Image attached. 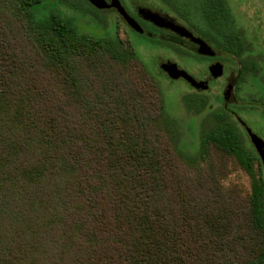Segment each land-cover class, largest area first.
<instances>
[{"label": "trees", "instance_id": "obj_1", "mask_svg": "<svg viewBox=\"0 0 264 264\" xmlns=\"http://www.w3.org/2000/svg\"><path fill=\"white\" fill-rule=\"evenodd\" d=\"M62 6L106 25L87 0H0V264H264V167L236 123L203 120L186 156L132 42Z\"/></svg>", "mask_w": 264, "mask_h": 264}, {"label": "flooded vegetation", "instance_id": "obj_2", "mask_svg": "<svg viewBox=\"0 0 264 264\" xmlns=\"http://www.w3.org/2000/svg\"><path fill=\"white\" fill-rule=\"evenodd\" d=\"M119 1L140 25L141 33L117 8L97 9L117 14L131 32L155 46L182 52L186 66L179 67L204 86L197 89L179 78L190 89L189 101L200 102L201 112H206L203 120L224 115L236 123L248 148L259 157L248 129L264 141V0ZM147 11L182 26L191 36H181L170 27L156 24L145 17ZM193 38L201 41L202 51Z\"/></svg>", "mask_w": 264, "mask_h": 264}, {"label": "rangeland", "instance_id": "obj_3", "mask_svg": "<svg viewBox=\"0 0 264 264\" xmlns=\"http://www.w3.org/2000/svg\"><path fill=\"white\" fill-rule=\"evenodd\" d=\"M43 4L36 6L39 17H43L49 12V6L45 7ZM61 8L65 14L76 18V24L82 32L105 36H119L121 38H127L132 42L140 60L154 76L162 91L166 112L178 125L181 133L180 148L182 152L186 156H197L200 144L201 122L206 112L197 113L189 110L184 103V97L190 92L185 81L179 78L171 79L161 69V64L167 61L174 62L184 68L186 66L184 54L177 52L172 47L155 46L154 43L146 40L144 37L137 36L136 33L130 31L115 13H106V25L104 27L98 26L94 18L80 16L75 11L63 6ZM229 178L233 182L241 185L243 189L247 190L250 187V178L239 168H235L230 173Z\"/></svg>", "mask_w": 264, "mask_h": 264}, {"label": "water", "instance_id": "obj_4", "mask_svg": "<svg viewBox=\"0 0 264 264\" xmlns=\"http://www.w3.org/2000/svg\"><path fill=\"white\" fill-rule=\"evenodd\" d=\"M91 5L96 8H107V7H115L117 8L119 14L127 21V23L135 29L137 32L141 33L143 30L140 25L135 21L133 17H131L124 7L120 4L119 0H111L110 3H107L106 0H87ZM145 17L152 20L156 24L160 26L170 27L173 31L180 34L181 36H191V33L185 30L182 26H178L173 24L172 22L165 21L159 15L152 13L151 11H147ZM197 43L200 44L199 51H202V43L198 38H193ZM161 69L167 73V75L171 79L183 78L191 82L197 89H202L203 83L199 81H195L192 77L182 68L171 61H167L161 64ZM249 135L251 137V141L257 150L261 163L264 167V141L259 138L256 134L252 133L250 129H248Z\"/></svg>", "mask_w": 264, "mask_h": 264}]
</instances>
